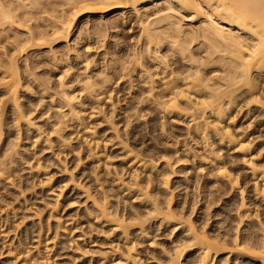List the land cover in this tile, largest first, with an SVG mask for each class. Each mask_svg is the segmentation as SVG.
<instances>
[{
    "label": "bare ground",
    "instance_id": "6f19581e",
    "mask_svg": "<svg viewBox=\"0 0 264 264\" xmlns=\"http://www.w3.org/2000/svg\"><path fill=\"white\" fill-rule=\"evenodd\" d=\"M0 225V264H264V0H0Z\"/></svg>",
    "mask_w": 264,
    "mask_h": 264
},
{
    "label": "rangeland",
    "instance_id": "374dc122",
    "mask_svg": "<svg viewBox=\"0 0 264 264\" xmlns=\"http://www.w3.org/2000/svg\"><path fill=\"white\" fill-rule=\"evenodd\" d=\"M135 32H137V30H135ZM120 95L121 96H123L124 95V97H122L121 99H123V98H125L126 100H128L129 99V96L127 95V92H124V93H120ZM125 101L123 102H121V103H119L118 104V108L119 109H124L125 108ZM174 131L176 132L177 130L176 129H174ZM148 137H147V135H145V139H147ZM71 157V155L69 156V158ZM2 195H4L6 198H10V199H13V197L11 196V195H9V193L8 192H4ZM69 196V194L67 195V197ZM70 197H71V193H70ZM37 203H40V202H37ZM65 214L66 215H69V214H71V212H69V210H65ZM17 219H19V217H16L14 220H16L17 221ZM10 226H8V228H9ZM23 227H24V225H21V226H19V229H23ZM6 228L7 227H1V225H0V232H4V231H6ZM16 232H11V235H16L15 234ZM0 240H1V238H0ZM1 245H2V241H0V248H1ZM32 245V242H29V246H31ZM4 252V251H3ZM0 259H3L2 257L0 258ZM59 259L60 258H57L56 259V261H59Z\"/></svg>",
    "mask_w": 264,
    "mask_h": 264
}]
</instances>
